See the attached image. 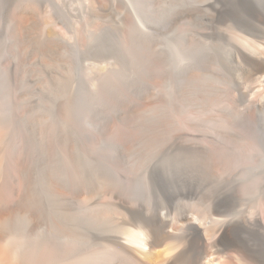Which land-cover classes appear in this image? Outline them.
I'll return each instance as SVG.
<instances>
[{
	"label": "rangeland",
	"instance_id": "rangeland-1",
	"mask_svg": "<svg viewBox=\"0 0 264 264\" xmlns=\"http://www.w3.org/2000/svg\"><path fill=\"white\" fill-rule=\"evenodd\" d=\"M3 2L10 53L30 73L63 74L65 99L77 95L71 146L82 148L80 171L94 162L78 188L94 206V264H135L140 248L127 238L139 229L164 241L157 250L170 264H190L204 251L193 223L209 229L220 264H264L249 239L253 231L264 240L263 87L248 96L264 62V0ZM164 178L190 190L167 201ZM233 222L257 225L225 234Z\"/></svg>",
	"mask_w": 264,
	"mask_h": 264
},
{
	"label": "bare ground",
	"instance_id": "bare-ground-1",
	"mask_svg": "<svg viewBox=\"0 0 264 264\" xmlns=\"http://www.w3.org/2000/svg\"><path fill=\"white\" fill-rule=\"evenodd\" d=\"M3 4V0H0V264H94L95 251L93 250L94 246L91 245L94 234V206L85 202L86 197H83L82 192L78 190L83 180L94 173V162L87 161L85 172L80 171V160L84 158L83 156L80 157L79 153L82 148L76 143L71 146V140L75 139L77 135L72 127L78 113L77 95L68 100L65 99L66 82L63 80V74L61 75L58 72L45 73L38 69H34V72L30 73L24 67L25 61L21 58L19 52L10 53L1 34ZM237 34H241V32ZM237 38L243 44H249L247 42L249 36H245V38L237 36ZM259 46H263V44H259ZM256 72L259 73L255 77L252 88H257L253 92L250 91L249 98L255 96V92L259 88L263 87L264 89V62L257 65ZM32 76H37L38 79L32 80ZM225 95L222 96L224 99ZM257 97L264 99L263 96ZM223 116V118H227L225 115ZM222 120L224 121V119ZM73 124L75 125V123ZM248 125L249 123H247ZM236 129L238 128L236 127ZM259 129L260 127L257 128V131ZM69 134H72V137H68ZM243 135L241 134L239 137ZM218 136L221 137V135ZM246 137L248 138L247 135ZM228 140L227 143L230 142ZM222 142L219 144L221 145ZM216 143L218 142L216 141ZM216 151L214 150V153H212L215 154ZM228 152L230 155V151ZM232 154L231 158L234 157ZM218 155L216 154V157ZM222 155L225 156L226 153H222ZM224 156L223 159L228 158L227 155ZM238 157L235 156L236 159ZM239 159H237L238 162ZM219 160L222 161L221 158ZM230 160L233 161V159ZM227 161L230 165H225L231 167L229 159ZM234 162L236 163V161ZM222 163L225 162L222 161ZM237 166L234 168H237ZM225 169L227 170L226 167H224ZM159 184L158 186L167 201H172L184 190L186 192L190 190L189 188L183 189L180 182L170 178L167 180L165 178L161 179ZM223 186L221 185V187ZM248 224L233 222L223 232L227 234L231 228L239 229L243 227L246 230H252L250 228L257 225V223L254 225L251 222ZM149 226H152V224H149ZM192 228L200 234V239L204 242V251L197 258L192 257L191 259L190 256L189 263L220 264V256L213 255L211 247H215V250H213L215 252L219 249L215 245L206 243L209 229L198 223H193ZM252 233L250 231L249 239L260 246V249L264 252V240L261 241L258 235ZM147 237V231L139 229L132 231L131 236L127 238L132 243L131 246L137 245L140 248L137 250L138 254H135V264H170L171 256L169 257L167 254L160 255L161 250H157L158 247H162L160 245L164 241L156 240L153 243L149 242ZM246 242L245 244H247ZM255 244L252 246H255ZM215 261L217 262L215 263Z\"/></svg>",
	"mask_w": 264,
	"mask_h": 264
}]
</instances>
